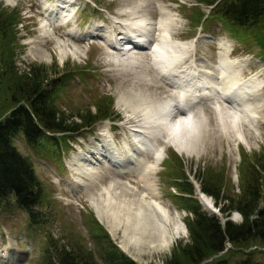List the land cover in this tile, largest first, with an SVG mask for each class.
<instances>
[{"label": "rangeland", "instance_id": "1", "mask_svg": "<svg viewBox=\"0 0 264 264\" xmlns=\"http://www.w3.org/2000/svg\"><path fill=\"white\" fill-rule=\"evenodd\" d=\"M59 1L0 0V12L3 11L7 16L12 14V20H15L10 25V32L13 34L10 50L16 71L22 73L33 66L45 67L48 74L45 81L47 90L51 93V101L56 110L67 117L68 122H77L80 125L76 130H58L48 133L45 131L44 133L51 134L56 141L52 142L49 138L39 137V143L36 146L27 143L20 134L13 136V144L23 155H28L36 179L41 184V198L36 206L41 221L38 224H32L26 212L14 203L10 206L6 205L5 208L0 207V264H43L52 254L55 256V247L59 248L63 244L71 248L80 246L83 253L90 251L95 263L102 264L100 250L96 243L97 240L104 241L103 232L108 234L116 246L118 244L121 247L122 232L120 228L123 226L118 225L116 227L119 228L118 231L116 230V234H109L106 224L99 221L92 203V197L97 198V193L102 185H106L109 179H112V173H115L111 169L103 168V170L102 167H99L100 171H97L99 178L96 179L95 183L97 184L95 186L94 182L83 186L78 184L89 177L83 171L78 173L79 165L73 167L81 154L80 151H75L80 149L78 144L87 150L95 149L91 140L92 134H98L104 123H108L107 125L112 127V135L117 140H119L118 135H120L121 129H124L128 134L127 129L135 127L133 126L135 124L134 118H132L134 114L125 108L126 106L121 105V101H119L121 95L127 97V101L134 103L138 102V96L144 95L145 99L146 95H149L152 99H157L165 97L170 91L164 84L161 88L155 82L156 79L151 78L154 76V70L148 62L150 57L147 52L149 45L144 47L146 50L144 53H138L132 49L135 52L132 56L135 57V60L140 56L138 61L140 59V65L144 67H138L140 65L137 64L138 66L135 68L132 67V63H126L130 59L129 56H124L126 62H123L122 58L113 57L116 56L115 53L109 52L102 46L104 41H101L100 35H89V30L101 32V34L111 33L109 24L114 20L112 17L114 14L121 17L119 20L126 22L129 18L128 12L120 10L130 0H91V2L75 0L76 25L73 23L70 25L74 26L73 32L78 33L70 35V32L65 29L59 33L55 32L51 38L45 28L39 24L38 16L34 15L33 8L38 5V2L42 3L41 14L44 15L45 6H49L52 2L51 6H53ZM92 1L96 2V6ZM197 2L200 4L191 5ZM162 3L172 11V16L176 21L170 31L172 32V39L187 45L188 51L193 53L189 54L187 58H199L203 63L204 70L208 69L207 74L213 75L215 79L216 74L213 70L218 65V51L219 49L223 50L222 46L225 43L229 58L239 62L242 60L241 78L255 77L256 80L261 81V85L257 88L258 91L256 90L255 95H252L255 98L248 100L254 122L252 124L241 122L240 128L238 127V134L230 130L228 123H225L224 127L221 126L218 116H222L223 113L219 108L217 109V105L209 102L210 105L202 106L204 111L198 108L199 111L201 110L200 112H204L203 115L206 113L204 116H207V129L204 123L198 122L197 124L195 122L194 133L189 136L193 135L197 144L189 136L186 141L188 146L197 148V152L186 155L177 152L171 146L167 147L165 156L158 164V169L153 174V178L156 187L159 189L158 199L160 202L162 201L170 211H178L183 221L184 216L191 215V211H188L187 206H185L186 203L178 198V195H182L179 187H183L182 177H180L183 173L194 184L193 199H197L199 194L195 184L197 187L205 181L220 184L221 190L226 195L229 194L236 198L244 179L253 174H264V170H261L264 168V60H262L261 51L253 41L247 40L243 43L244 40L231 33L221 19L209 17L208 22L200 23L198 11L203 10L204 13H208L212 5L209 4L205 7V4L202 5L198 0H162ZM105 7L107 13L103 11ZM149 12L152 13L150 14L152 19L159 18V11L153 8L151 1L150 7L147 8V13ZM97 16L104 18L97 24H106L108 27L105 28V32L89 26ZM120 29L121 27L118 30L120 31ZM155 29L154 26L149 33L151 34V31ZM63 33L68 34L64 35ZM153 45L155 44L153 43ZM59 47L65 50V54L61 58L58 55ZM1 49L0 42V64H3L6 57H4L5 52ZM72 51L75 53L73 54ZM41 53L46 55L42 56ZM134 69L144 70V75L141 77L136 75ZM77 76L84 82V86L76 80ZM146 77H149L150 80L147 81ZM133 91H136L137 95ZM187 95L191 96L190 94ZM185 98L188 99V97H184V101L188 103ZM204 100L208 102V100ZM11 105L10 88L7 89L6 85H2L0 87V118L9 111ZM223 110L225 113V109ZM196 111L198 112V110ZM196 111H194V117L198 115ZM102 113H105L104 117L93 120L91 126L85 125L83 115L90 117L87 120L89 122L97 114ZM213 133L214 135H212ZM157 138L156 141L161 142L162 135ZM86 140L89 142L81 144V141ZM148 152L142 156L147 162L152 158ZM94 156L92 154L91 158L93 159ZM69 160H73L74 163L70 164ZM119 177L129 179L131 183H134L130 179L134 178L133 176L122 174ZM261 178L264 179V176ZM63 179L68 182H63ZM204 194L210 198L214 209L217 210L222 202L218 201L216 204L212 196L205 192ZM201 196L203 204L201 206L199 204L200 209L202 208L206 212H214L212 208L209 209L205 205ZM218 211L220 212L219 209ZM219 215L224 219L221 213ZM227 218L237 222L240 221V214L233 209ZM183 222L185 234L177 237L170 247L155 250V247H149L146 245L147 243L141 242L138 250L135 246L130 245L127 254L139 264H164L172 251L188 239L186 223ZM8 242L13 243L10 250L6 247ZM231 246L230 243H227V247L230 248ZM231 248H233L231 254L233 264H236L237 259L242 258L245 250L253 249L256 252L254 255L255 262L264 264V242L252 240L246 247Z\"/></svg>", "mask_w": 264, "mask_h": 264}, {"label": "bare ground", "instance_id": "2", "mask_svg": "<svg viewBox=\"0 0 264 264\" xmlns=\"http://www.w3.org/2000/svg\"><path fill=\"white\" fill-rule=\"evenodd\" d=\"M68 1L60 0L59 3L53 6H45L44 16L48 19L49 26L54 23L56 17L61 19V17L64 18V16L69 15L71 3ZM150 1L152 4L154 1L157 2L158 19H152L150 17L152 13H147ZM144 9L146 10L144 11ZM54 11H58L59 14L55 15ZM120 11L128 12L127 16H129L126 22L123 21L124 31L129 32L131 37L133 35L138 37L139 42L147 40L145 44L149 45L148 53L150 54L148 62L155 70L154 76H151V78L156 79L155 82L161 88H163V85L160 83V79L176 90L171 93L167 91L168 95L157 99H152L146 94L147 97L144 99V95H141L138 96V102L134 103L127 101V97L120 96L121 105L126 106L125 108H128L134 114L132 118H134L135 124L133 126L135 127H129L127 129L128 134L126 131L120 133L122 135V144L119 146L114 145L111 132L105 127L102 128L103 138L101 143L103 150L102 148L101 150L105 151L107 156L113 158L114 161L118 160L121 163V169L116 170L115 174L112 173V179H109L106 185H102V188L97 193V198L92 197V203L99 221L106 224L111 235L116 230L118 231L119 228H116L118 225L123 226L120 228L122 232L120 244L126 253H129L130 245L135 246L136 250H138L141 242L147 243L146 245H149V247H155V250H163V248L170 247L177 237L179 238V236L185 234V225L178 211H170L158 199L159 189L156 187V182L153 178V174L158 169V164L165 156L167 145H172L177 152L179 151V153L186 155L197 152V148L194 149L188 146L186 141L188 136L194 133L195 122L197 124L198 122L204 123L207 129V116H204L206 113L202 114L204 113L202 106L210 105V103L202 100H207L209 94L216 95V98L211 103L217 105V109L219 108L223 113L222 116H218L221 126L224 127L225 123H228L230 130L238 134V127L241 122L243 124H252L254 122L253 112L249 108L250 103H248V100L255 98L252 95H255V91L261 85V81L256 80L255 77L241 78L240 68L243 65L242 60L239 62L236 59H230L225 43L222 46L223 50L219 49L218 51V65L213 70L216 74L215 79L213 75L207 74L208 69L204 70L203 63L197 58H194L191 62L195 65V68L183 69L179 63L184 62V57L189 55L187 45L172 39L173 36L170 31L176 21H174L172 11L166 8L162 0H130L125 3L124 8L122 7ZM154 26L156 27V32L154 34V30H152L150 34L148 31L153 29ZM54 31H58V28H54ZM50 33L51 37L52 32ZM60 34L59 36H61ZM63 34L66 35L68 33ZM131 42L123 39L122 46H130ZM153 43L155 45L152 46ZM143 46L136 43L135 46L131 45L130 48H143ZM114 48L116 47L114 46ZM144 51H139V53H144ZM58 53L61 58L64 56L65 50L59 47ZM72 53L74 54L75 52L72 51ZM41 54L42 56L46 55L45 53ZM124 56L121 58L123 62H126ZM138 58L136 60L135 57L130 58L126 63H132V67L136 68L137 64L140 65L141 62L140 59L138 61ZM197 66H200V68H197ZM138 67L144 68L142 65ZM143 71L142 69H134V73L140 75V77L144 75ZM145 79L147 81L150 80L149 77ZM133 92L137 95L136 91ZM184 97H188V99L185 98L188 103L184 101ZM219 101H221V104H219ZM195 104L199 106L196 107ZM224 105L226 106L223 107ZM198 108L203 111L200 112L201 110L199 111ZM223 109H225V113ZM213 110L215 109L213 108ZM194 111L198 113L195 117ZM200 123L199 125H201ZM104 126L108 127L107 124ZM159 135H162V140L158 143L156 138ZM189 137L193 138V135ZM143 149L151 151L153 158L149 162H146L145 158L141 156L145 155L142 151ZM94 155V161L106 158V156L102 158L98 151H94ZM130 163L133 165L132 167H130ZM98 164H90L83 159L82 154L74 163L75 166H80L78 173L83 171L89 178L94 177V183L99 178V172L97 173V171H100V169H97ZM122 174L133 176L134 178L130 179L134 183H131L129 179L120 178L119 176H122ZM201 197L205 205L214 209L207 195L202 194ZM131 200L136 204H133Z\"/></svg>", "mask_w": 264, "mask_h": 264}, {"label": "trees", "instance_id": "3", "mask_svg": "<svg viewBox=\"0 0 264 264\" xmlns=\"http://www.w3.org/2000/svg\"><path fill=\"white\" fill-rule=\"evenodd\" d=\"M205 5H212L211 16L222 20L225 27L237 38L253 41L264 60V0H198ZM10 14V13H9ZM11 16L0 12L1 50L6 60L0 64V87L10 88L12 105L9 111L0 118V207L13 203L20 206L32 224L40 223L37 204L41 198V184L36 179L28 155H23L13 144V136L20 134L27 143L36 146L39 137L56 141L51 134L58 130H76L77 122H68L67 117L59 113L51 101L47 90V71L45 67H31L18 73L11 55L13 34L10 25L15 22ZM204 15L198 11L199 20ZM14 19V18H13ZM1 63V62H0ZM6 83V84H5ZM105 113L90 117L82 116L85 125L91 126L95 119H101ZM72 124V125H71ZM261 170H264L262 168ZM264 174L248 176L241 184L236 198L226 195L220 184L208 181L202 183L201 190L212 196L217 204L223 220L214 213L200 209L199 201L193 199V185L183 173L182 195L178 198L185 202L191 215L184 216L188 239L172 251L164 264H233L231 247H242L257 240L264 242ZM13 201V202H11ZM184 206V205H183ZM237 210L240 221L227 218L231 210ZM104 241L97 240L102 264H139L128 257L112 242L106 232L102 234ZM227 243L232 246L227 247ZM54 255L43 264H96L90 251L83 253L79 247H55ZM226 250V251H224ZM223 251V252H222ZM255 249L245 250L236 264H260L255 262ZM210 258V259H209ZM209 259V260H208ZM205 260H208L204 262Z\"/></svg>", "mask_w": 264, "mask_h": 264}]
</instances>
